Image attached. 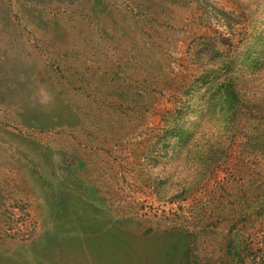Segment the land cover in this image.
I'll list each match as a JSON object with an SVG mask.
<instances>
[{"label":"rangeland","instance_id":"374dc122","mask_svg":"<svg viewBox=\"0 0 264 264\" xmlns=\"http://www.w3.org/2000/svg\"><path fill=\"white\" fill-rule=\"evenodd\" d=\"M73 1L0 0V264H264V0H157L133 21L163 64L147 89L123 48L90 50ZM73 83L96 99L84 136ZM61 215L80 238L42 246Z\"/></svg>","mask_w":264,"mask_h":264},{"label":"trees","instance_id":"16d2710c","mask_svg":"<svg viewBox=\"0 0 264 264\" xmlns=\"http://www.w3.org/2000/svg\"><path fill=\"white\" fill-rule=\"evenodd\" d=\"M160 2L163 3V0H161ZM157 3H158L157 0H122V1H116V2H111L110 0H76V1H73L72 6H74L76 10L75 13L78 14L77 16H79L80 19L79 21H76V20L73 21V25L75 27H72V28L78 29L79 30L78 34H80L82 38L84 36V33L85 35L86 34L88 35V37L86 38L84 37L83 39L84 40L88 39V42L90 43V50H92L93 53H95L98 56L97 58L103 57L106 62L107 61L111 62V59L114 57V51L117 50V47H121L123 48V50L127 52L125 53L130 57L129 58L128 56H125V53H122L123 55L122 57H128L127 61H133V60L137 61L138 60L139 63H142L139 66V68L140 69L143 68V70H148L149 71L148 77H150L151 80H153L152 83L151 81L144 80V82H146V85H142V86L146 87L147 89L149 85L151 84L153 85L155 74L161 72L163 68V64L161 63L160 58L157 57L155 54H153L150 48L145 46L144 43L142 45V43L139 42V40L135 36L134 25L135 24L137 25L141 22L139 21V19L142 20V19L149 18L153 21H158L159 16L154 15L156 14L157 11L162 12L163 14H166L165 11L167 8L164 5L157 4ZM119 15H122L123 17L122 19L126 20V21H123L124 23L123 22L120 23V21L117 19ZM138 16L140 18H138ZM134 20L137 21L138 23L135 22L134 24L133 22ZM107 25H110L112 27L117 37L114 38L115 40L107 39V44L109 46L105 47V44H103L104 39H101V37L104 36L103 35L104 33L107 34L106 33L107 28H105ZM129 30L131 32L132 37L128 34ZM94 32H97L100 43L92 41L91 37L94 34ZM70 40L74 42L73 37L71 39L70 37H67L66 40L64 41V44L65 45L68 44L67 42H69ZM129 44H132L133 47L131 48L128 47ZM51 46L54 49V51L63 52L65 50L62 56H64L66 59H72V54L74 55L79 54L78 50L69 47V45L54 46L51 44ZM67 47H69V49H66ZM131 51L133 53L128 54ZM127 64L128 63H121L122 66L127 65ZM66 65L68 64H65V66ZM121 65L120 64L118 66L116 65L113 69L112 67L110 68L106 67L104 71L106 75L109 74V76H111L112 79H115V75L120 74L119 72H122V71H117V68H120ZM147 82H148V85H147ZM73 85H74L75 90H77L78 92V95H79L78 97L83 99V101L78 102V105L76 104L80 111L77 114L74 129L79 128L81 131H83L82 136H84L88 130L84 119H85V116L87 115L90 116L89 115L90 112L86 111L85 106L90 105V103L96 102V99H92L93 98L92 97L90 103L88 101H84V99H86L84 95L85 88L82 85H78V83H76V85L75 83H73ZM97 98L101 99L100 97H97ZM102 100L104 102L97 104V107H96L97 110L100 111V113H106L110 115L111 114L110 110L112 109L113 105L112 104L109 105L108 103H105L107 102V99L105 97H103ZM64 106H70L68 104V101L65 103ZM64 111H66V109ZM56 116L57 115H55V113L54 114L47 113L44 117L50 120V123L48 124L43 123L42 124L43 128L52 129L56 132H64V133L71 132V130L68 129L70 128L69 127L70 119H68L67 115L64 114V116H61L60 120L59 118L57 119ZM85 145L87 147V146H90L91 144L85 143ZM64 217H65L64 215L60 216L61 226H58L57 222L55 223L57 224L55 231L54 230L50 231L47 229L45 230V235H47L48 238L42 241L41 243L42 246L44 247L51 246L50 248H60L61 246H63V243L65 244V242L69 238H73V237L78 238V236L80 238V235L78 233L79 229H75L72 227L73 225H69V223H67L66 220L63 219ZM56 240L59 242L60 246L59 244L56 245V242H57Z\"/></svg>","mask_w":264,"mask_h":264}]
</instances>
